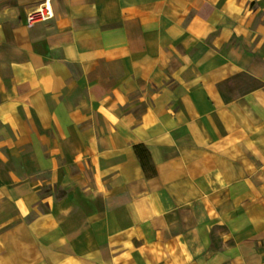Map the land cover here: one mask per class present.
Segmentation results:
<instances>
[{
    "label": "crops",
    "instance_id": "0c3cea01",
    "mask_svg": "<svg viewBox=\"0 0 264 264\" xmlns=\"http://www.w3.org/2000/svg\"><path fill=\"white\" fill-rule=\"evenodd\" d=\"M0 0V264H264V0Z\"/></svg>",
    "mask_w": 264,
    "mask_h": 264
},
{
    "label": "built area",
    "instance_id": "2783aa9c",
    "mask_svg": "<svg viewBox=\"0 0 264 264\" xmlns=\"http://www.w3.org/2000/svg\"><path fill=\"white\" fill-rule=\"evenodd\" d=\"M51 18L52 10L48 1L46 0L25 15V26L31 27L34 24L46 22Z\"/></svg>",
    "mask_w": 264,
    "mask_h": 264
}]
</instances>
